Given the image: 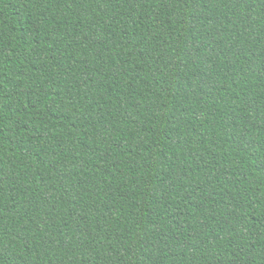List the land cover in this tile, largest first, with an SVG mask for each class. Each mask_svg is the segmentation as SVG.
Here are the masks:
<instances>
[{"label":"trees","instance_id":"obj_1","mask_svg":"<svg viewBox=\"0 0 264 264\" xmlns=\"http://www.w3.org/2000/svg\"><path fill=\"white\" fill-rule=\"evenodd\" d=\"M0 264H264V0H0Z\"/></svg>","mask_w":264,"mask_h":264}]
</instances>
